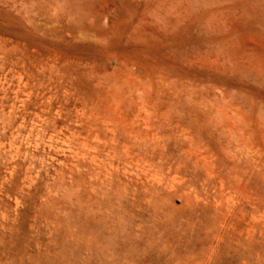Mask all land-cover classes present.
<instances>
[{
  "label": "rangeland",
  "instance_id": "1",
  "mask_svg": "<svg viewBox=\"0 0 264 264\" xmlns=\"http://www.w3.org/2000/svg\"><path fill=\"white\" fill-rule=\"evenodd\" d=\"M0 264H264V0H0Z\"/></svg>",
  "mask_w": 264,
  "mask_h": 264
}]
</instances>
